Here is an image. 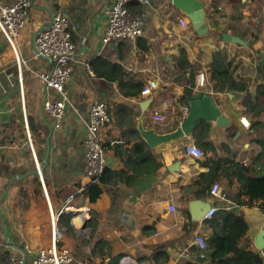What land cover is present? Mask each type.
Segmentation results:
<instances>
[{
	"label": "crops",
	"instance_id": "crops-1",
	"mask_svg": "<svg viewBox=\"0 0 264 264\" xmlns=\"http://www.w3.org/2000/svg\"><path fill=\"white\" fill-rule=\"evenodd\" d=\"M109 1L35 0L16 49L0 29V215L5 218L3 227L0 216V257L11 249L25 254V244L50 246L56 228L61 243L74 251L75 264H109L113 258L122 264L126 257L137 264H207L197 257L200 249L192 240L197 232L207 238L211 229L194 221L188 209L191 199L202 197L218 211L243 214L248 230L239 245L263 257L256 239L264 228V199H251L246 181L264 175V0H204L208 31L203 34L172 0L133 1L129 5L143 18V35L104 42ZM58 13L70 17L76 43L60 128L44 101L61 95L47 91L39 77L52 62L37 56L34 45L36 31ZM230 35L241 41H231ZM17 57L24 59L21 64ZM201 71L202 90L215 97L227 121L201 119L194 130L208 121L206 138L197 140L193 130L150 147L138 130L141 115L145 128L175 129L197 93ZM155 78L160 86L151 94H126ZM94 99L109 105L111 119L100 134L108 166L122 176L104 184L93 202L84 192L90 182L84 140ZM159 113L164 119L155 118ZM47 122L53 129L48 158ZM191 141L204 150L203 157L185 152ZM210 171L224 187L221 200L210 196L212 183L194 184ZM98 241L106 244L101 256L93 251Z\"/></svg>",
	"mask_w": 264,
	"mask_h": 264
},
{
	"label": "built area",
	"instance_id": "built-area-1",
	"mask_svg": "<svg viewBox=\"0 0 264 264\" xmlns=\"http://www.w3.org/2000/svg\"><path fill=\"white\" fill-rule=\"evenodd\" d=\"M34 1L14 0L11 3L0 2V29L14 49H16L17 39L21 31L27 23ZM133 1L148 3L150 0H110L106 5L108 27L103 37L104 42L121 38H129L136 41L143 35V18L139 12L133 10L129 5ZM180 23L182 27L187 26V21L184 17L180 19ZM75 50L76 43L73 39L71 20L68 15L62 13L54 15L50 25L43 27L36 36L37 56H43L52 62V68L39 73V77L44 81L47 91L52 90L61 95L58 99H53L49 96L44 101V110L54 120L57 128L61 127L68 101L66 85L72 79V61ZM23 60V58L17 57L19 64ZM87 68L91 74H94L91 65L87 64ZM159 86L160 78H155L145 85L141 92L144 95H148L157 90ZM204 86L205 72L201 71L197 76L194 88L199 91ZM188 111L189 108L184 107L182 115L186 116ZM164 117V114L160 113L155 116L159 120L164 119ZM110 119L108 103L94 99L90 105V118L87 122V135L84 140L87 175L90 181L98 180L108 165V157L100 132L109 123ZM240 121L245 127L250 126V122L245 116H242ZM185 152L195 158H201L205 154L204 150L195 141L185 145ZM38 166L39 164H37ZM209 194L212 198L221 200L225 198L224 187L215 182L209 189ZM218 209V205H212L204 215L203 221L212 218ZM170 210L175 211L173 204L170 205ZM62 239V232L54 228L53 242L50 246L35 249L31 245L25 244V254H17L11 249L6 255L0 257V264H75L74 251L68 246H60ZM192 243L200 249L198 257L206 259L208 247L206 236L197 232L193 237ZM262 259V264H264V256ZM121 262L122 264H129V262L137 264L129 257L123 258Z\"/></svg>",
	"mask_w": 264,
	"mask_h": 264
},
{
	"label": "trees",
	"instance_id": "trees-1",
	"mask_svg": "<svg viewBox=\"0 0 264 264\" xmlns=\"http://www.w3.org/2000/svg\"><path fill=\"white\" fill-rule=\"evenodd\" d=\"M115 71L117 70L115 69ZM119 71L120 74L118 77H121L124 73L123 69L119 68ZM110 77L113 79L117 78V76ZM142 89L143 86L138 89L126 91V94L128 96H134L140 94ZM210 129L211 124L208 121L202 120L194 130L193 136L197 140L204 139L209 134ZM206 145L208 146L209 144L206 143ZM119 174V172H114L112 168L107 165L104 173L99 179L90 181L86 188H84V192L91 201H96L102 193L103 185L107 182L116 183L117 180L115 178L122 176ZM201 179L202 181H195L194 184H199L201 182L206 184L212 183L209 187L210 189L213 183H215L216 176L212 175V171H210L208 174L202 175ZM247 185L251 199H264V175L248 178L246 181V186ZM204 222L211 231L207 237L208 247L206 250V259L197 256L201 262H207V264H262L263 259L260 254L239 245L240 240L246 235L248 230V223L243 214L232 209H221L212 218L206 219ZM105 245L106 244L102 241H98L95 248H93L94 253L101 256L105 251V249H103ZM116 262L118 264L119 259L115 260V258H113L108 263L116 264Z\"/></svg>",
	"mask_w": 264,
	"mask_h": 264
},
{
	"label": "water",
	"instance_id": "water-1",
	"mask_svg": "<svg viewBox=\"0 0 264 264\" xmlns=\"http://www.w3.org/2000/svg\"><path fill=\"white\" fill-rule=\"evenodd\" d=\"M173 5H175L179 10L187 14L191 20L193 28L200 34H203L208 31V23L206 19V8L204 0H172ZM46 24L40 27L35 33L34 45L36 49V36L38 32ZM229 39L231 41H241L236 35H230ZM43 57V56H40ZM45 58V57H43ZM47 59V58H45ZM144 114L141 115L138 121V130L150 147H159L165 143L173 142L177 139L184 138L192 134L195 126L198 121L201 119L216 121L220 125L227 121L226 117L222 114L221 109L215 97L204 90H199L197 93L191 96L189 111L181 123L171 131L158 132L155 128H145L143 126ZM49 127V133L47 136V151L46 158L49 156L51 149L50 139L52 137L53 129L49 122H47ZM111 162L108 161V165ZM37 173L42 175V165H39L36 170ZM44 175V174H43ZM213 203L207 199V197L191 199L188 202V209L191 213V218L194 221H203L204 215L210 209ZM3 220V227L5 225V218L3 215H0ZM257 246L260 249H264V230L258 235L256 239ZM135 264L134 262H132ZM129 262V264H132Z\"/></svg>",
	"mask_w": 264,
	"mask_h": 264
},
{
	"label": "rangeland",
	"instance_id": "rangeland-1",
	"mask_svg": "<svg viewBox=\"0 0 264 264\" xmlns=\"http://www.w3.org/2000/svg\"><path fill=\"white\" fill-rule=\"evenodd\" d=\"M60 246H66L65 244H63V242L60 244Z\"/></svg>",
	"mask_w": 264,
	"mask_h": 264
},
{
	"label": "bare ground",
	"instance_id": "bare-ground-1",
	"mask_svg": "<svg viewBox=\"0 0 264 264\" xmlns=\"http://www.w3.org/2000/svg\"><path fill=\"white\" fill-rule=\"evenodd\" d=\"M81 221V220H80ZM80 223V222H79ZM132 263V262H131ZM133 264V263H132Z\"/></svg>",
	"mask_w": 264,
	"mask_h": 264
}]
</instances>
